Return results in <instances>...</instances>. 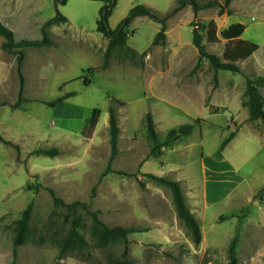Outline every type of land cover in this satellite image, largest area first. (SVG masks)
I'll list each match as a JSON object with an SVG mask.
<instances>
[{"label": "rangeland", "instance_id": "374dc122", "mask_svg": "<svg viewBox=\"0 0 264 264\" xmlns=\"http://www.w3.org/2000/svg\"><path fill=\"white\" fill-rule=\"evenodd\" d=\"M131 1L143 4L142 0H116L111 10L116 23L111 26L108 18L112 29L128 15L134 6ZM150 1L161 9L168 7L167 0ZM195 2L198 6L190 5L194 14L189 23L213 19L218 31L227 22L241 21L245 24L242 37L259 45L250 56L236 62L239 71L218 69L214 77L208 59H198L189 24L181 25L183 44L188 45L178 52L179 63L167 65V51L153 47L162 39L152 44L158 20L135 21L132 17L125 26L129 32L126 44L115 46L105 67L87 72L103 59V41L91 42L102 37L96 31L103 4L100 0H66L63 4L40 0L35 13L38 18L56 17L57 11L66 16L67 22L57 24L65 37L46 32L52 44L22 45L11 51L0 46V135L6 140H0V264H107L110 257H120L125 245L122 240L95 244L91 211L108 226L134 228L127 234L125 248L133 264H227L229 241L210 237H221L231 227L235 229V253L240 246L237 263L264 264V119L250 120L243 104L247 77L261 76L264 80V0ZM177 3L174 0L173 5ZM3 4L0 20L14 29L16 40L42 38L44 21L41 31L21 33V0ZM2 40L0 36V44ZM203 41L208 52L222 56L224 38L219 35L215 42ZM15 50L22 51L19 63ZM149 52L153 55L151 64L146 59ZM152 68L170 69L169 73L181 78L157 83L159 93L154 95L150 88ZM84 77L90 80L88 84ZM255 87L263 96L264 109V82L255 81ZM66 92L71 95L55 105L48 104ZM230 95L242 107L235 109L226 103ZM110 105L115 109L119 132L111 171L104 174L110 155ZM95 107L100 109L98 120L91 130L83 131ZM146 112L152 116L159 140L179 124L191 123L193 128L152 153L144 123ZM234 129L238 131L236 138L220 150V142ZM173 144L187 147L182 159H175L169 151ZM37 148L55 152H33ZM203 157L210 163L216 158L233 161L244 175L251 199L240 206L233 200L210 207L205 221L199 220L204 234L194 245L176 215L169 187L145 174L155 173L164 158L167 163L185 166L179 175H199ZM216 170L220 173L219 167ZM171 175L166 172L165 176ZM29 202L28 237L14 247L16 220ZM73 202L74 209L70 207ZM75 218L86 243L60 250L59 243Z\"/></svg>", "mask_w": 264, "mask_h": 264}, {"label": "trees", "instance_id": "16d2710c", "mask_svg": "<svg viewBox=\"0 0 264 264\" xmlns=\"http://www.w3.org/2000/svg\"><path fill=\"white\" fill-rule=\"evenodd\" d=\"M103 2L102 6L99 9L98 16L96 18V30L102 33L104 36L108 38V43L106 49L104 51L103 62L101 67H105L107 65L108 58L112 53V50L115 46H121L126 44V35L127 31L125 26L128 21L136 16V15H148L153 19L159 20L163 22L164 17L174 12L175 10L182 7L184 4H191L193 7H197L195 0H178V3L173 5L169 11L159 16L158 12L146 5L137 4L130 8L128 11V15L121 20L118 26L112 29L108 24L109 14L116 4V0H100ZM228 1V0H227ZM56 3H65L66 0H55ZM56 17L50 18L43 23L42 30V38L40 39H25L20 38L18 40L15 39L14 33L12 29L7 27L4 23L0 21V36L3 37V41L1 42V48L11 51L13 47H18L22 45H43L49 44L50 40L47 37L46 30L44 27L49 25L50 23L63 21L65 20V16L59 14L57 11ZM192 26V43L197 49L198 59L205 57L208 59L214 73V77H216V72L218 69H228L233 72L239 71V67L236 64L237 61L243 60L250 56L259 45L251 41L249 39H245L241 37V34L245 28V24L242 22H233L229 24L226 28L219 31V35L226 40V45L222 56H218L214 53L208 52L205 49V42L203 39L205 38L206 42H215L219 39L218 31L216 27V23L213 19H210L208 22H198V23H190ZM164 30L165 26L162 24L160 30L156 33L153 42H157L158 38H164ZM127 49H130L129 46H126ZM16 53V61L19 63L22 59V51L15 50ZM94 68L88 67L86 69L87 72H91ZM84 83L88 84L90 80L84 77ZM255 81L264 82L261 76L247 77L245 83L243 104L247 106L248 109V118L250 120H254L257 118L264 119V109L262 108L263 96L256 91ZM71 95L70 93L64 94L62 96H58L55 99L48 102L49 105H55L61 102L64 98ZM20 98V92H19ZM117 101L115 98H112V102ZM118 102V101H117ZM124 104L123 102H121ZM108 131H109V145H110V155L109 161L107 163V167L104 170V174L106 172L111 171L110 162L114 158L117 152V136L119 132V127L117 124V116L115 113V109L112 105L108 107ZM100 113V109L95 107L92 110L91 115L87 118L86 124L83 128L91 130L98 120V116ZM144 123L147 131L148 138L152 142L151 151L152 153H158L159 150L156 148H160L162 145L169 144L170 142L175 141L179 137L183 135H187L191 132L193 125L191 123H182L176 127L170 128L166 136L163 140L158 139V134L154 128V121L150 112H146L144 116ZM237 129L230 130L229 133L222 139L219 145V149H223L227 143L234 137ZM0 140H4L0 135ZM33 152L38 153H47L50 154L55 152L53 149L47 148H37L33 150ZM146 176L156 180L157 182L164 184L169 187L171 192V201L173 203V207L175 209L177 217L182 221L185 232L189 235L191 241L194 245H198L201 241V229L199 224L188 207L185 197L183 195L180 183L172 178H169L165 175H156L154 173H146ZM264 187V186H262ZM51 194L53 191L50 190ZM55 201L61 202L59 198L54 196ZM76 202L70 204L72 209L75 208ZM32 203L29 202L25 208L21 211L19 218L16 220V226L14 229V233L12 236V242L14 247L22 244L25 239L28 237V228H29V218L31 214ZM91 214V233L95 238V244L98 246H104L108 243L115 242L117 240H122L124 245V251L120 257H110L108 259L107 264H133L126 257V243L128 241L127 234L131 231H134L132 227H123L121 225L108 226L102 220H100L97 214L94 211L90 212ZM225 216L221 214L219 216L220 219H223ZM78 220L75 218L72 220V226L67 233L66 236L62 238L60 241V250H64L66 248H73L75 246H83L86 241L81 236L79 231L77 230ZM236 246V236H232L227 245V264H238L237 257L235 253ZM15 249L13 250V256L15 255Z\"/></svg>", "mask_w": 264, "mask_h": 264}, {"label": "crops", "instance_id": "0c3cea01", "mask_svg": "<svg viewBox=\"0 0 264 264\" xmlns=\"http://www.w3.org/2000/svg\"><path fill=\"white\" fill-rule=\"evenodd\" d=\"M4 1H6V0H0V7L1 6L4 7V4H3ZM39 2H40V0H21V9H20L21 12L19 11V16L21 17V19L19 18V20H18V22L21 24V33L28 34L31 31L34 32L38 29H40V31H41L42 23H43V21L45 22L46 19L38 18L35 14L36 13V5ZM141 2L144 5L156 10L158 12L159 16H161L162 14H164L165 12H167L171 9V7L173 6L174 0H167V2H168L167 6L168 7H166V9L165 8L161 9L157 5L156 2L154 3V1L142 0ZM134 3H135V1H131V5H134ZM115 5H114V7H115ZM184 5H187V8L185 10H182L179 8V9L175 10L174 12L167 14L164 17L163 22L159 21V20L155 22L157 30L158 29L160 30L162 24H164L165 30H164V38L161 40L160 43L153 44L155 42L152 41V44L154 45L153 47H156L158 45L157 47H160L164 51H167L168 55H167L166 64L171 66V67L173 65H176L179 63L180 55L178 54V52L180 51V49H182L183 47H186L188 45V44H183V41H182L183 39L181 37V30H180L181 25L182 24H189V26L191 28V32H192V26L190 25L189 22L193 18L194 10H193V8H191L192 6H190L191 4L187 3ZM113 8H112V10H113ZM111 12L109 14V17H110L109 23L111 24V26H113L112 24L116 23V20L112 19L113 16H115V14L111 15ZM134 17H135V21L137 19H143V18H146L148 20L151 19V17L149 16L150 17L149 18L148 15H144V16L136 15ZM65 18H66V16H65ZM1 22L4 23L3 21H1ZM59 22H67V18L63 21H57V22L50 23L49 25H46L44 27V29L46 30L47 33L51 32L52 34H60L63 37H65V34L61 33L60 30H58V28H57L58 27L57 24ZM239 22H241V21H239ZM231 23H233V22H227L225 24V26H223L220 30L226 28ZM6 26L9 27L8 25H6ZM9 28L12 29V31L14 33V29L12 27H9ZM131 30H132L131 32H133L134 28H132ZM220 30H218V36H219ZM98 33H100V32H98ZM100 34L102 35V37H99V38L94 37V39H91V42L94 43V45H95V40L97 42L103 41V44H104L103 45L104 46L103 56H104V51H105L107 43H108V38L106 36H104L102 33H100ZM128 35H129V32H127V35H126V42H127ZM241 37H242V34H241ZM25 39H40V38H32L31 37V38H25ZM191 42H192V40H191ZM49 44H52L51 40H50ZM131 48L136 50L134 47H131ZM175 54L178 55V57H176V59H174ZM146 59H147V63H149V64L152 63V59H153L152 52L146 53ZM102 62H103V59H102ZM102 62L99 65L90 66V67H93L94 68L93 70H95L101 66ZM169 71H170V69H165V70L161 69V70H154L151 73L150 88L152 89V94L155 95V94L159 93V90L156 88L157 83L163 82V81L174 82L177 79L181 78L180 76L177 77L175 75H172L171 73H169ZM193 80H195V78H193ZM193 87H194V85H193ZM154 88H155V90H157V92L154 91ZM162 92L165 94H169V95L171 93H173L171 91H169V92L162 91ZM67 93L68 92L62 93L61 96L64 94H67ZM229 97L230 98L227 99L226 103L231 104L232 107L235 109H237L239 106H241V105H238V103H236L233 100L232 95H230ZM245 111H246V115H247L248 114L247 110H245ZM237 132H236V134H237ZM236 134L227 143V145L236 138ZM186 148L187 147L184 145L176 146V144H173V146H171L169 148V151L173 153L175 159L180 160V159H182L183 155L185 154ZM220 150H222V149H220ZM177 151H179V154L177 153ZM180 151H181V153H180ZM164 154H165V152H162L163 157H164ZM220 159L222 161H218ZM220 159L216 158L214 163H213L214 160L211 161L212 163H210V161H207L206 158L203 157L202 161H201L202 172L199 173V175H195L192 173H187L185 175H179V170H181L185 166L180 162L167 163L164 160V158H162V161L160 162L161 163L160 168L158 170L154 171L155 172L154 174H156V175H166V172H170L173 175H171V177L169 176V178L175 179L180 183V186H181L183 195L185 197L186 203H187L188 207L190 208L191 212L194 214V216H195V218L199 224V227L201 229V235L204 234V231H203V225L200 223L199 220H201V222L205 221L206 216H207V210L210 207L218 205V204H222V203H228L229 201H233V200L236 201L237 202L236 204H238L240 206L241 203L247 202L248 200L251 199L250 190L244 186V182H245L244 175L239 172V169L235 166L233 161H231L229 159H222V158H220ZM218 167H219L220 173L216 170V168H218ZM234 232H235V229L233 227H231L230 229L225 230V234L223 236L212 237L210 235L211 236L210 238L212 240H216V241H224V240L229 241L231 239V237L235 235ZM242 237H241V239H242ZM239 249H240V246L237 245V247H236V253L237 254L239 252ZM261 249H262V251L264 250V248H261ZM245 255L246 256H252L251 253H249V254L245 253Z\"/></svg>", "mask_w": 264, "mask_h": 264}]
</instances>
